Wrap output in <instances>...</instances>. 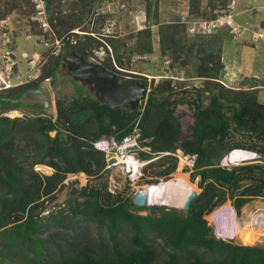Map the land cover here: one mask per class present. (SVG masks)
Masks as SVG:
<instances>
[{"label": "trees", "instance_id": "trees-1", "mask_svg": "<svg viewBox=\"0 0 264 264\" xmlns=\"http://www.w3.org/2000/svg\"><path fill=\"white\" fill-rule=\"evenodd\" d=\"M21 1L4 0L0 5V19L22 10ZM72 1L61 4L59 0L53 4L45 0L46 14L61 37L59 53L45 63L36 79L0 89V264H264V245H245L219 238L205 217L228 200L239 213L252 199L264 198V163L221 166L224 155L236 148L264 153V101L259 97L264 84L245 80L240 88L220 85L225 72L222 45L225 39L232 38L224 36L221 27L212 35L192 37L188 23L181 19L162 22L159 2L145 0L146 20L154 7V21L140 29L139 34H144L142 40L137 39L126 48L142 56L152 54L155 51L152 25H159L161 53L172 62L180 60L184 67L194 63L195 71L191 73L189 69L188 76L204 82L203 87L195 88L198 96L192 102L191 134L180 140L182 125L176 108L184 99L178 98L175 81L153 78L148 82L146 74L114 67V62L121 68L126 65L121 49L126 43L119 34H104L107 42L95 35V32L102 34L110 13L97 16L93 31L81 29L86 31L82 38L76 31L72 32L79 37L75 43L63 38L64 33L83 25L84 15L94 9L97 0ZM216 1L187 0V15L216 20L232 0H220L226 4L225 8H218ZM63 6L64 9L68 6L71 12L62 14ZM58 8L62 15L57 14V23L54 20ZM39 23L42 28V22ZM261 27L264 29V20ZM95 48H103V54L107 52L104 59L94 54ZM68 51H76L87 59L95 56L102 66L122 75V84L142 81L150 86L144 110L141 111L140 106L134 110L114 109L89 94L83 85H76L70 100L54 99L51 114L43 107L33 115H4L20 105L13 99H20L28 88L39 87L47 78L54 84ZM125 75L132 79L125 80ZM217 82L219 88L215 86ZM207 92L206 103L202 97ZM136 128L140 130L135 132ZM232 129L243 132L252 141L232 142ZM136 133L140 134L139 145L151 149L140 150L144 159L162 155L157 159L160 161L149 163L150 167L159 163L153 171L159 175L171 173L177 167V156L163 152L175 153L180 148L185 154L196 155L194 165L188 169H193L192 181L199 178L201 191L188 210L160 205L137 206L131 198L115 196L108 190L103 179L109 163L105 150L96 143L108 136L121 144ZM170 158L173 163L166 166ZM36 164L49 165L54 172L43 174L35 169ZM81 172L97 181L81 188L79 193L83 199L69 201L68 213L60 208L48 216L42 215V197L52 199L70 174ZM145 208H150L151 212H139ZM67 217L105 225L109 241L102 240L99 247L94 248L89 243L67 240L70 248L63 251L54 240L61 232L49 230L52 226L66 225ZM45 232H49L46 237ZM48 243L56 246L55 252L50 251Z\"/></svg>", "mask_w": 264, "mask_h": 264}, {"label": "rangeland", "instance_id": "rangeland-1", "mask_svg": "<svg viewBox=\"0 0 264 264\" xmlns=\"http://www.w3.org/2000/svg\"><path fill=\"white\" fill-rule=\"evenodd\" d=\"M51 1L53 4L59 2V0ZM152 1L153 3L155 1L159 2V16L162 22L181 19L188 23V32L192 37L195 35H212L211 33L217 32L221 27L223 28V35L232 38L225 39L222 45V59L225 65V72L221 77L220 85H223L225 88H240L241 86H244L243 83L245 80H257L258 83L264 84V53L257 54V45H250V36L248 34L249 32H255L257 33V36H261V34L258 33L259 28L257 29L256 25L257 27H260L261 21L264 20V0H232L229 7L224 9L223 13L217 17V19H219L218 23L220 24L213 29L206 25V22L212 20L199 18L195 15H187V0ZM207 1L208 0H204L205 3ZM71 2L73 1L61 0V4ZM216 2L219 5L218 8H225L226 4L223 5L220 0H217ZM3 4L4 0H0V5ZM20 5H22V10H15L5 19H0V89H4L7 86L16 87L36 79L40 75L45 63L52 56L56 55L55 53H59L61 50V37L58 36L57 31L50 23L48 13L46 15V20L49 22V25L46 27L42 26L41 28L37 8L33 0H22ZM66 11L71 12L69 11L68 6H65L62 14L67 13ZM101 13L110 14H108L109 17L105 21L106 24L102 29V34L95 32V35L104 38V34H119L120 39H122L121 41H124L127 45L121 48L123 50L124 62L126 64L124 65L125 68H121L116 62H114V67L117 69H124V71L128 70L138 74H146L148 82H151V79L153 78H155L156 81L161 78L173 79L175 81L174 86L177 90L178 98L184 99V103H178L176 108V114L182 125L180 140L189 136L191 134L189 126L194 122L192 102L198 96L195 88L204 86L202 79L190 77L187 74L189 69L191 73L195 71L193 67L194 63L190 62L187 67H184L180 65V60L172 62L170 57L164 56L161 53L158 34L159 25L156 24L152 25L153 45L155 50L152 54L142 56L130 53L126 48L134 45L137 39L142 40L144 34H139L140 29H143L149 23H153L154 7L149 20H146L145 0H97L94 9L90 13L84 15L83 25L64 33L62 37H66V39H70L75 43L76 40H78L79 37L82 38L81 35L86 32L81 29L93 31V28H95L94 22L97 16ZM57 14L60 16L62 15L59 8L57 9L54 20L58 23ZM239 21L242 24L238 23ZM74 31L80 34L79 37L71 34ZM104 41L107 42L106 38H104ZM108 49L111 56L114 57L110 45H108ZM94 50V54L96 53V55H99L103 59L107 54L106 51L103 54V48L98 50L95 48ZM42 84V87L52 94L53 106L49 112L45 110L50 114L54 112L55 98L70 100L76 92V85H83L79 80H74L71 74L66 70L60 71L54 84L51 83L50 78L44 79ZM218 84L219 83L217 82L215 85L218 86L217 88L220 87ZM259 97L264 101V86L259 90ZM202 98L207 103L209 100V93H205ZM146 99L138 105L141 107V111L144 110ZM13 101H19L20 108L18 107L16 109L7 110L6 113H8V116L10 117H23L26 113L33 115L40 112L43 108V104L41 103H26L19 99H13ZM4 113L5 112L2 114ZM138 131L139 129L136 128L135 132ZM54 134L55 132H52V135ZM131 137H137V133L131 135ZM231 141L249 143L252 140H250L249 136L243 132L232 129ZM99 142L100 146L104 147L103 150L106 152V159L109 163L106 167L108 168V171L103 180L104 182H107V188L112 183L116 185L113 186L115 192H112L115 196L121 195V197H129L133 199L136 192L146 186L151 187L159 185L162 181H176L180 176L185 177L187 181L190 180L189 184L194 186L197 191H201L198 187L199 178L195 181L191 180L193 169H188V167H192V162H190L192 156L190 157L189 154H185L186 156H189V159L186 157H177V167L173 172L159 175L156 172H153L159 167V163H156L157 166L154 167H150L149 163L152 161H160L157 159L161 155L154 156L151 159H144L141 156L140 150L145 149L150 151L151 149L149 146L139 145L140 141H138V146L132 145L125 149H121V144H118L116 140L114 141V138L112 137L105 136ZM96 146H98V142L96 143ZM123 154L137 157L141 165V173L132 176L133 180L130 179L129 173L126 171ZM167 161L166 166L173 163L171 158L167 159ZM250 161L264 163V153H260V157L251 159ZM244 162L245 161L234 162L229 164V166L243 164ZM164 167L165 166H162L161 168ZM35 169L43 174H52L54 172V168L46 164H36ZM113 180H115V182H113ZM92 181L94 183L97 182L94 179L92 180V178L84 172L70 174L66 178L64 185L56 190L52 199L47 196L42 197L41 200H44L42 215L48 216L50 213L60 208H65V211L68 213L69 201L75 199L82 200L83 197H81L79 193L81 188L88 183L91 184ZM227 205L232 206V202L228 200L223 205L216 208L212 213L205 216L208 219L209 224L214 228L215 235L219 238L232 240L236 243L264 245V237L248 233L246 230L241 231L239 236L234 238L221 236L218 233V224L213 218V215ZM139 212L142 214H148L151 212V209L145 208ZM235 213L240 223L252 221L251 219H253L255 215L264 213V198L259 197L252 199L242 207L241 212L238 213L235 210ZM225 216H227V212L224 214V217ZM64 223L66 225L52 226L49 230V232H61V236L54 240L63 251L70 248L67 244V240L89 243V245L94 248H98L100 241L102 240L109 241V233L105 225L98 226L95 222L71 217H67ZM253 227H258V224H253ZM49 232H45L43 236L46 237ZM47 245L51 252L56 251V246L53 243H48Z\"/></svg>", "mask_w": 264, "mask_h": 264}, {"label": "water", "instance_id": "water-1", "mask_svg": "<svg viewBox=\"0 0 264 264\" xmlns=\"http://www.w3.org/2000/svg\"><path fill=\"white\" fill-rule=\"evenodd\" d=\"M64 62L65 64H68L71 75L75 79L81 80L87 84H94V89L100 93L102 99H104V101L114 109L128 107L134 110L143 100L147 98L150 91L149 86L145 85L141 81H135L120 87L118 85V75L116 73L108 70L101 64L87 60L83 54L76 51L67 52L64 57ZM19 100L26 103H41L47 112H49L53 106L52 94L43 87L26 90ZM235 150L252 153L253 156L238 160L233 157V152ZM257 157H260V154L255 151L236 148L224 155L221 160V166H229V164L238 161L251 162V159ZM198 194L199 191H197L196 188L191 187L184 200L180 203H152L150 202L149 191L146 188H142L136 192L132 202L137 206L165 205L170 208L188 210L192 201ZM231 207L235 210L233 206Z\"/></svg>", "mask_w": 264, "mask_h": 264}, {"label": "bare ground", "instance_id": "bare-ground-1", "mask_svg": "<svg viewBox=\"0 0 264 264\" xmlns=\"http://www.w3.org/2000/svg\"><path fill=\"white\" fill-rule=\"evenodd\" d=\"M249 156H253V154L238 150L233 152V157L237 158L238 160ZM127 160L133 161L135 169H138L140 166L138 161L134 160L132 157H128ZM189 181H187L185 177L180 176L176 179V181H162L163 183L161 182L159 185H154L151 187L146 186L144 188L149 191L150 202L152 203H180L188 194L189 189L194 187L189 184ZM226 212L227 216L224 217ZM213 218L218 224V233L221 236L234 238L239 236L241 231L246 230L248 233L258 235L259 237H264V213L255 215L253 219H251L252 221L240 223L236 217L235 210L230 205H227L223 209L221 208V210L216 212L213 215ZM255 223L258 224V227H253V224Z\"/></svg>", "mask_w": 264, "mask_h": 264}, {"label": "built area", "instance_id": "built-area-1", "mask_svg": "<svg viewBox=\"0 0 264 264\" xmlns=\"http://www.w3.org/2000/svg\"><path fill=\"white\" fill-rule=\"evenodd\" d=\"M33 2L35 3V6L37 8V14H38L39 21H41L42 22V25L44 27H46L47 25H49V22L46 20V18H47L46 15L47 14H46V11H45V0H33ZM218 22H219V19H216V20H212L210 22H206L207 23L206 25L209 26L211 29H213V28L217 27L220 24ZM58 43H59V41H58ZM90 58H91L90 61L100 64V61L97 60L96 57L91 56ZM5 114L6 115H9L8 113H5ZM139 135L140 134L137 133V137L128 136L127 138H125V140L121 143V149H125L127 147L132 146V145L133 146H135V145L138 146V141H139L138 140V137H139ZM98 147L100 149H104V147H101L100 146V142H98ZM143 150H145V149H143ZM162 154H165V155L173 154V155L177 156L178 158L186 157L187 159H189V156H190V155L189 156H186L185 153H184V151L181 150L180 148H178L175 153H171V152L167 151V152H163ZM123 157L125 159V161H124V159H123V161H124V164L126 166V171L129 173L130 179L133 180L132 176H135L138 173H141V165L139 163V160L137 159V157H135V156H128L127 154H123ZM128 157H130V158L132 157V158H134V160H137L138 161V164L140 165L138 167V169H135V166L133 165V161L132 160L131 161L130 160H127ZM195 158H196V155L192 156V159H190V162H192V166L194 165ZM113 182H115V180H113ZM113 186H116V185H114V183H112L108 187V190L111 193L113 191L115 192V190H113L114 189Z\"/></svg>", "mask_w": 264, "mask_h": 264}, {"label": "flooded vegetation", "instance_id": "flooded-vegetation-1", "mask_svg": "<svg viewBox=\"0 0 264 264\" xmlns=\"http://www.w3.org/2000/svg\"><path fill=\"white\" fill-rule=\"evenodd\" d=\"M69 52V51H68ZM67 53V52H66ZM66 55V54H65ZM65 57V56H64ZM90 59L91 58H89V59H87V60H89L90 61ZM101 64V63H100ZM62 70H66V71H68L69 72V74H71V72H70V70H69V67H68V64H65V62L63 61V63H62V67H61V71ZM111 71V70H110ZM114 73H116L117 75H118V77H117V81H118V85L120 86V87H123V86H125L126 84H129V83H132V82H127V83H125V84H122L123 83V77H122V75L121 74H119V73H117V72H114ZM72 76V75H71ZM125 78V80H131L132 79V76H130V75H125L124 76ZM72 78L74 79V80H78V79H75L73 76H72ZM80 82H82V84H83V86L86 88V90H87V92L89 93V94H92L93 96H95L97 99H99L100 101H102V102H105L104 101V99H102V96H101V94L100 93H98L95 89H94V84H87V83H85V82H83V81H81V80H79ZM135 82V81H134ZM120 84H122V85H120ZM42 85L43 84H41L39 87H42ZM31 88H37V87H31ZM31 88H28V89H31ZM27 89V90H28ZM106 103V102H105ZM20 106V105H19ZM18 106V107H19ZM18 107H16V108H18ZM15 108V109H16ZM20 108V107H19ZM128 108V107H127ZM114 141H115V139H114Z\"/></svg>", "mask_w": 264, "mask_h": 264}, {"label": "crops", "instance_id": "crops-1", "mask_svg": "<svg viewBox=\"0 0 264 264\" xmlns=\"http://www.w3.org/2000/svg\"><path fill=\"white\" fill-rule=\"evenodd\" d=\"M238 23H241L240 21ZM242 24V23H241ZM245 26V25H243ZM246 27V26H245ZM256 28L258 29V33L261 34V36H257L256 34L257 33H252V32H249V36H250V45L254 46V45H257L256 47V51H257V54L260 53V54H263L264 53V29L260 26V27H257L256 25ZM248 43V41H247ZM258 56V55H257Z\"/></svg>", "mask_w": 264, "mask_h": 264}, {"label": "clouds", "instance_id": "clouds-1", "mask_svg": "<svg viewBox=\"0 0 264 264\" xmlns=\"http://www.w3.org/2000/svg\"><path fill=\"white\" fill-rule=\"evenodd\" d=\"M8 87V86H7Z\"/></svg>", "mask_w": 264, "mask_h": 264}]
</instances>
